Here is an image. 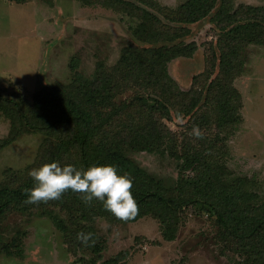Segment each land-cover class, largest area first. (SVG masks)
I'll list each match as a JSON object with an SVG mask.
<instances>
[{
  "label": "trees",
  "instance_id": "1",
  "mask_svg": "<svg viewBox=\"0 0 264 264\" xmlns=\"http://www.w3.org/2000/svg\"><path fill=\"white\" fill-rule=\"evenodd\" d=\"M82 1L139 15L129 29L136 44L123 47L114 65L98 64L93 78L76 70L67 83L40 85L26 107L0 94V110L9 119L0 151L23 133L44 136L33 162L0 181V237L2 221L11 212L45 215L62 231L70 251L80 247L99 257L102 239L93 221H120L101 201L88 205L82 194L68 190L60 200L26 204L24 189L34 185L30 170L44 163L57 161L77 169L111 164L119 175L127 172L133 178L131 192L139 213L128 221L150 214L161 223L163 238L172 240L188 210L204 211L213 217L224 246L240 256L237 264H264L263 185L255 176L233 172L228 162V140L242 122V96L234 79L244 69L248 45L264 42V5L183 0L172 9L145 0L151 10L131 0ZM206 16L218 25L211 59L206 57L209 65L191 74L187 86L180 85L168 65L194 53L196 42H185L187 24ZM128 89H134L128 100L116 99ZM175 119H180L179 128L173 129L167 121ZM194 125L204 133L203 139L190 135ZM132 151L170 158L176 177L169 182L155 176L131 156ZM79 232L93 234L88 246L77 239ZM17 236L10 243L17 245ZM10 243L0 239V252L11 254ZM125 257L117 253L98 264H124Z\"/></svg>",
  "mask_w": 264,
  "mask_h": 264
},
{
  "label": "rangeland",
  "instance_id": "2",
  "mask_svg": "<svg viewBox=\"0 0 264 264\" xmlns=\"http://www.w3.org/2000/svg\"><path fill=\"white\" fill-rule=\"evenodd\" d=\"M131 1L152 10L145 0ZM156 1L173 9L183 0ZM233 4L262 6L264 0H233ZM116 8L85 5L82 0H0V94L26 107L42 84L67 83L76 70L93 78L98 64L117 63L123 47L136 44L129 29L140 17ZM216 25L209 16L187 24L190 33L185 42L194 40L196 49L168 65L180 85L187 86L191 74L209 65L206 57L211 59L218 37ZM247 50L244 69L234 79L242 96V122L228 140V162L233 172L255 176L264 189V42L249 44ZM133 93L134 89L125 90L116 99L128 100ZM179 121L167 122L176 129ZM8 130L9 119L0 110V137ZM43 137L41 132L23 133L0 151V181L33 162ZM131 156L169 182L177 175L175 162L164 155L132 151ZM2 222L1 242L9 244L16 234L21 241L10 243L11 254L0 252V264H98L122 252L124 264H237L240 257L224 246L213 217L204 211L188 210L172 240L163 238L161 223L150 214L134 221L97 217L93 226L102 239L99 257L80 247L70 251L62 231L45 215L14 211Z\"/></svg>",
  "mask_w": 264,
  "mask_h": 264
},
{
  "label": "clouds",
  "instance_id": "3",
  "mask_svg": "<svg viewBox=\"0 0 264 264\" xmlns=\"http://www.w3.org/2000/svg\"><path fill=\"white\" fill-rule=\"evenodd\" d=\"M190 135L203 139L204 133L198 126H193ZM34 180L31 188L24 189L26 204L60 200L63 194L71 190L80 193L85 204L90 205L95 199L103 203L104 208L117 219L128 221L139 213V206L131 189L133 178L129 173H117V167L111 164H91L87 169H77L72 164L57 161L44 163L29 172ZM92 233H77V239L85 246L92 240Z\"/></svg>",
  "mask_w": 264,
  "mask_h": 264
},
{
  "label": "crops",
  "instance_id": "4",
  "mask_svg": "<svg viewBox=\"0 0 264 264\" xmlns=\"http://www.w3.org/2000/svg\"><path fill=\"white\" fill-rule=\"evenodd\" d=\"M17 3H19V2H17Z\"/></svg>",
  "mask_w": 264,
  "mask_h": 264
}]
</instances>
